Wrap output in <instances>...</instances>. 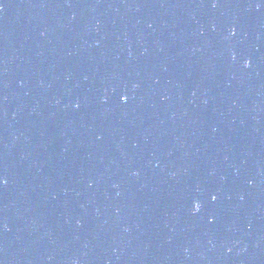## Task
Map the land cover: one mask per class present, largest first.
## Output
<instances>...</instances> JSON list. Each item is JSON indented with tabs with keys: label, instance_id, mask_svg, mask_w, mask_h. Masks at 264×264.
<instances>
[{
	"label": "water",
	"instance_id": "water-1",
	"mask_svg": "<svg viewBox=\"0 0 264 264\" xmlns=\"http://www.w3.org/2000/svg\"><path fill=\"white\" fill-rule=\"evenodd\" d=\"M0 177V264H264V0H0Z\"/></svg>",
	"mask_w": 264,
	"mask_h": 264
},
{
	"label": "snow or ice",
	"instance_id": "snow-or-ice-1",
	"mask_svg": "<svg viewBox=\"0 0 264 264\" xmlns=\"http://www.w3.org/2000/svg\"><path fill=\"white\" fill-rule=\"evenodd\" d=\"M121 99H124V100H126V99H127V97H126V96H124V97H121ZM0 183H6V180H4L2 177H0ZM212 199H213V200H215V199H216V197H215V196H213V197H212ZM200 207H201V204H200L199 202H196V203H195V205H194V210H199V209H200Z\"/></svg>",
	"mask_w": 264,
	"mask_h": 264
},
{
	"label": "clouds",
	"instance_id": "clouds-1",
	"mask_svg": "<svg viewBox=\"0 0 264 264\" xmlns=\"http://www.w3.org/2000/svg\"><path fill=\"white\" fill-rule=\"evenodd\" d=\"M245 63L247 64V61H245Z\"/></svg>",
	"mask_w": 264,
	"mask_h": 264
}]
</instances>
